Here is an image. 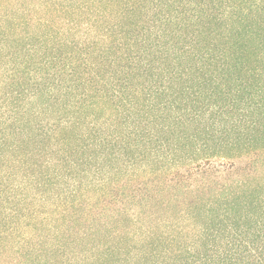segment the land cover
I'll use <instances>...</instances> for the list:
<instances>
[{
  "label": "trees",
  "instance_id": "obj_1",
  "mask_svg": "<svg viewBox=\"0 0 264 264\" xmlns=\"http://www.w3.org/2000/svg\"><path fill=\"white\" fill-rule=\"evenodd\" d=\"M0 264H264V0H0Z\"/></svg>",
  "mask_w": 264,
  "mask_h": 264
}]
</instances>
